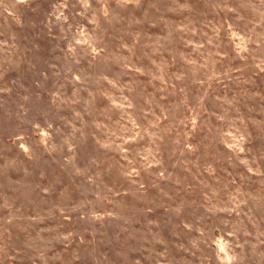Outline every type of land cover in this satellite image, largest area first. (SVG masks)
<instances>
[{
    "label": "rangeland",
    "instance_id": "1",
    "mask_svg": "<svg viewBox=\"0 0 264 264\" xmlns=\"http://www.w3.org/2000/svg\"><path fill=\"white\" fill-rule=\"evenodd\" d=\"M0 264H264V0H0Z\"/></svg>",
    "mask_w": 264,
    "mask_h": 264
}]
</instances>
